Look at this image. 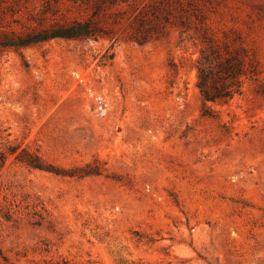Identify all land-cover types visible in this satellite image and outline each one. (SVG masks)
I'll return each instance as SVG.
<instances>
[{
    "label": "rangeland",
    "instance_id": "rangeland-1",
    "mask_svg": "<svg viewBox=\"0 0 264 264\" xmlns=\"http://www.w3.org/2000/svg\"><path fill=\"white\" fill-rule=\"evenodd\" d=\"M196 3L258 70L226 105H204L205 45L175 27L0 55V264H264V0Z\"/></svg>",
    "mask_w": 264,
    "mask_h": 264
},
{
    "label": "trees",
    "instance_id": "trees-1",
    "mask_svg": "<svg viewBox=\"0 0 264 264\" xmlns=\"http://www.w3.org/2000/svg\"><path fill=\"white\" fill-rule=\"evenodd\" d=\"M27 1L0 0V55L56 39H109L113 44L124 40L144 45L167 39L169 29L175 27L181 32V42L188 34L189 40L198 39L205 45L196 64V86L204 105H226L242 93L244 80L258 79L254 61L242 56V48L216 42L196 0H44V14H51L48 24L44 21L49 18L33 16L24 22L21 4ZM23 153L17 157L20 162L44 169L38 156L26 160L27 153ZM5 160L0 153V162ZM0 255L9 263L1 249Z\"/></svg>",
    "mask_w": 264,
    "mask_h": 264
}]
</instances>
